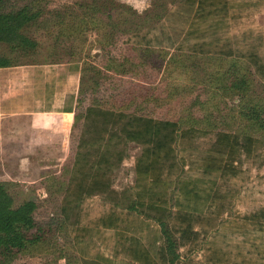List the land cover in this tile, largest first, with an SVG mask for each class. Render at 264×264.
Masks as SVG:
<instances>
[{
	"label": "rangeland",
	"instance_id": "rangeland-1",
	"mask_svg": "<svg viewBox=\"0 0 264 264\" xmlns=\"http://www.w3.org/2000/svg\"><path fill=\"white\" fill-rule=\"evenodd\" d=\"M198 4L6 1V11L39 14L26 30L38 47L23 55L1 45L0 54L55 77V100L74 109L69 134L49 146L0 149V183L15 206L36 204L44 230L0 264H168L158 223L127 211L141 147L125 132L137 118L176 122L183 135L168 181L191 194L171 186L165 208L174 264H264V131L246 112L249 100L264 107V0ZM244 136L249 156L235 147Z\"/></svg>",
	"mask_w": 264,
	"mask_h": 264
},
{
	"label": "trees",
	"instance_id": "trees-1",
	"mask_svg": "<svg viewBox=\"0 0 264 264\" xmlns=\"http://www.w3.org/2000/svg\"><path fill=\"white\" fill-rule=\"evenodd\" d=\"M7 0H0V46H6L12 52H19L23 55L34 52L38 43L26 35V30L31 24L37 22L39 14L28 8L16 11H6ZM200 7H203L209 0H199ZM204 3V4H203ZM216 9V7H214ZM192 51H195L194 48ZM224 57H232V51L220 53ZM17 66L12 59L4 54H0V69ZM245 85L244 81H239ZM235 86V85H234ZM241 95H238L243 102L246 93L245 87L241 88ZM252 101H247L250 119L249 122L255 124L264 131V107L251 105ZM245 104V101L243 102ZM91 112L93 109H88ZM134 129L126 133V138L141 147V155L135 164V182L132 188V200L129 202L127 211L129 213H140L156 221L160 228V234L164 239L162 256L166 263L174 264L178 259L176 243L168 230L166 208V195L171 186H177L184 198L191 194L185 187L180 189L179 183L168 181V178L175 172L176 164L174 159L173 143L181 135L180 127L176 122L153 121L151 119H133ZM133 125V124H130ZM183 135H181L182 137ZM235 147L245 156L252 154L251 147L253 139L249 136L242 137L238 142L235 137ZM264 164V149L259 155ZM214 159V157H208ZM157 170V172H156ZM214 169L206 166L204 174L213 173ZM155 173V174H154ZM177 173V172H176ZM175 173V174H176ZM228 173L225 167L221 168V175ZM105 184L103 183V186ZM101 190V188H99ZM180 205H176V210ZM36 204L33 201H26L19 206H15L14 200L5 187L0 183V254L8 256L13 252H20L35 244L41 239L44 232L34 219ZM264 216V210L260 212ZM167 217V218H166ZM166 218V219H165ZM115 221L111 225H104L105 228H116ZM184 222V221H183ZM184 232L189 233L190 222L185 223ZM264 231V229H263ZM192 233V231H190Z\"/></svg>",
	"mask_w": 264,
	"mask_h": 264
},
{
	"label": "crops",
	"instance_id": "crops-1",
	"mask_svg": "<svg viewBox=\"0 0 264 264\" xmlns=\"http://www.w3.org/2000/svg\"><path fill=\"white\" fill-rule=\"evenodd\" d=\"M42 72L39 74V69L31 65L0 69V149L7 142H15V148L49 146L48 142L57 136L69 134L74 108L62 107L65 103L55 100V77H46ZM28 96L29 102L23 104ZM72 98L74 107L76 92ZM13 100H21L15 101L20 110L9 106ZM66 115L71 116L68 121Z\"/></svg>",
	"mask_w": 264,
	"mask_h": 264
},
{
	"label": "built area",
	"instance_id": "built-area-1",
	"mask_svg": "<svg viewBox=\"0 0 264 264\" xmlns=\"http://www.w3.org/2000/svg\"><path fill=\"white\" fill-rule=\"evenodd\" d=\"M70 115H66L65 117H64V119L66 120V121H68V119H70Z\"/></svg>",
	"mask_w": 264,
	"mask_h": 264
}]
</instances>
